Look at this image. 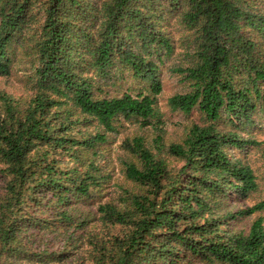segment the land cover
<instances>
[{
    "label": "trees",
    "instance_id": "16d2710c",
    "mask_svg": "<svg viewBox=\"0 0 264 264\" xmlns=\"http://www.w3.org/2000/svg\"><path fill=\"white\" fill-rule=\"evenodd\" d=\"M171 111L198 118L166 142ZM127 73L139 84L107 90ZM0 264H264L242 158L264 129V0H0ZM123 122L117 175L105 147ZM152 130V133L145 134Z\"/></svg>",
    "mask_w": 264,
    "mask_h": 264
},
{
    "label": "rangeland",
    "instance_id": "374dc122",
    "mask_svg": "<svg viewBox=\"0 0 264 264\" xmlns=\"http://www.w3.org/2000/svg\"><path fill=\"white\" fill-rule=\"evenodd\" d=\"M161 79L163 89L161 94L158 96V109L159 114L163 118L166 127V133L164 139L166 142L171 140H177L182 131V126L189 122L195 121L198 118L196 112H192L189 115L184 113L171 111L167 105V100L174 93L181 90V83L179 77L175 76L166 69L161 72ZM138 82L133 80L127 73L124 78H116L115 84L112 87H107V90L115 91L117 89H123L127 87H137ZM0 91H5L15 97L25 96L24 85L21 81L20 74L13 75L9 78H0ZM143 130L139 129L133 123L123 122V125L119 128L118 133H113L106 144L105 156L108 161L107 169L115 172L111 180L106 181L103 189L104 191L109 188V184L114 180H120V176L117 175L118 169V157L123 155V150L120 145L125 138H130L134 134H142ZM152 130L145 132V134H151ZM254 139L258 142L257 145H249L247 151L242 155V158L253 170L256 177L257 189L251 194L249 199L245 202L244 206L254 205L260 201H264V129L256 130L253 132ZM107 186V187H106ZM258 216H262L264 219V211L254 213L249 218L245 219L241 223H238L237 227L248 228L249 223ZM264 221V220H263Z\"/></svg>",
    "mask_w": 264,
    "mask_h": 264
}]
</instances>
